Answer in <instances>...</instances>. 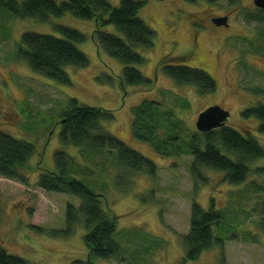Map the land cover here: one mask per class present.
<instances>
[{
	"label": "rangeland",
	"instance_id": "374dc122",
	"mask_svg": "<svg viewBox=\"0 0 264 264\" xmlns=\"http://www.w3.org/2000/svg\"><path fill=\"white\" fill-rule=\"evenodd\" d=\"M135 1L144 2L138 17L155 34L152 48L137 49L144 64L135 68L151 81L146 88L120 86L123 66L97 47L92 38L94 21L64 14L41 23L15 19L0 11V132L31 143L35 149L27 169L20 171L28 177L26 185L0 178V247L32 264H71L85 259L82 216L69 236L50 235L64 230L65 207H77L79 199L36 187L42 173L56 169L54 154L61 151L72 161L73 176L103 195L106 206L117 216L114 240L121 251L97 264L222 263L216 248L203 252L195 261H183L181 236L189 231L191 205L195 202L208 210L211 200L227 222L225 229L215 230L223 239L222 264H264V233L259 229L264 193L254 189L264 185V172H257L264 169V157L249 164L248 177L240 185L228 184L222 173L208 170H200L206 179L195 182L189 171L190 155L159 156L130 133L132 110L144 100L161 103L163 111H172L182 121L178 132L181 144L197 132L198 114L219 106L229 112L225 125L240 134L256 136L264 145V134L256 132L257 120L240 117L242 110L264 104V22L249 19L255 15L253 0ZM108 2L112 7L119 5V0ZM225 13L230 15L229 29L207 24L213 15ZM56 25L84 36L76 46L88 65L65 67L68 85L33 73L15 57L24 32L59 37ZM101 30L121 36L111 25ZM165 56L175 58H166L167 62L206 73L215 82L214 92L199 94L195 87L174 83L162 73L160 64ZM255 89L261 95H255ZM72 99L80 106L110 111L114 120L103 122V131L150 159L156 166V178L118 168L111 153L84 154L63 145L56 123ZM167 133L161 130L159 135ZM28 168L32 169L29 173ZM33 227L42 228L44 234ZM249 234H258L257 243L247 240Z\"/></svg>",
	"mask_w": 264,
	"mask_h": 264
},
{
	"label": "trees",
	"instance_id": "16d2710c",
	"mask_svg": "<svg viewBox=\"0 0 264 264\" xmlns=\"http://www.w3.org/2000/svg\"><path fill=\"white\" fill-rule=\"evenodd\" d=\"M143 5V1L135 0H119L117 7H112L108 0H62L59 3L55 0H0V11L15 19H32L41 23L47 22L50 17H60L64 14L94 21L92 38L97 47L123 66L119 76L120 86L146 88L151 85V81L135 68L144 64V59L137 53V49L152 48L155 34L138 17ZM249 19L264 22V10L255 9V15H249ZM109 25L121 36L101 30ZM54 29L59 33V37L24 32L17 45L15 57L25 62L33 73L68 85L70 80L64 68H85L88 65V59L76 46L84 41V36L64 26L56 25ZM262 55L264 56V52ZM166 58H163L160 67L162 73L174 83L195 87L199 94L214 92L215 82L206 73L176 65L173 61L167 62V59L175 61V58ZM252 91L255 95H261L256 89ZM161 106L159 102L147 100L137 105L132 110L131 136L137 141L149 144L152 151L162 157L190 155L192 160L189 171L195 182L206 179L200 170H208L222 173L223 180L228 184L240 185L248 177L249 164L264 157V145L258 143L256 136L240 134L227 125L204 133L194 132L188 141L181 144L183 138L178 132L182 121L172 111H163ZM240 117L256 119V132L264 134V104L242 110ZM172 118L176 121L173 122ZM113 120L110 111L80 106L72 99L67 109L60 113L56 123L60 130L59 140L63 145L84 151V154H112V161L118 168L129 172H142L154 180L157 170L150 159L103 131L102 123ZM161 130L168 133L160 136ZM34 154L35 149L31 143L16 140L0 132V178L26 185L28 177L21 172L27 169V163ZM54 161L56 169L42 173L36 187L45 192L72 195L79 199V205H66L64 230L52 231L50 235L69 236L72 234L73 225L82 216L86 257L84 260H73L71 264H97L98 261H107L119 255L121 248L114 240L117 216L108 209L103 195L93 192L73 176L70 169L72 161L65 153L55 152ZM31 170L28 168L27 173ZM257 172H264V169L258 168ZM254 189L264 193L262 184ZM261 206L263 209L260 208L259 229L263 234L264 202ZM226 226L227 222L222 212L215 209L213 200L208 210L193 202L189 214V231L181 236L183 261H195L203 252L216 248L220 251V261L223 263V239L216 236L215 230H223ZM32 230L44 234L42 228L33 227ZM249 235L246 236L247 240L257 243L258 234ZM0 264L32 263L9 255L0 247Z\"/></svg>",
	"mask_w": 264,
	"mask_h": 264
},
{
	"label": "water",
	"instance_id": "95a60500",
	"mask_svg": "<svg viewBox=\"0 0 264 264\" xmlns=\"http://www.w3.org/2000/svg\"><path fill=\"white\" fill-rule=\"evenodd\" d=\"M154 1H164V0H154ZM253 5L255 8L264 10V0H253ZM213 24L216 26L226 25L225 17H218L212 20ZM229 117V112L222 109L219 106L210 107L198 114L195 128L198 132L204 133L219 127H222L225 121Z\"/></svg>",
	"mask_w": 264,
	"mask_h": 264
},
{
	"label": "flooded vegetation",
	"instance_id": "af4514ba",
	"mask_svg": "<svg viewBox=\"0 0 264 264\" xmlns=\"http://www.w3.org/2000/svg\"><path fill=\"white\" fill-rule=\"evenodd\" d=\"M218 17H225L226 18V25H221V26H216L213 24L212 20L215 19V18H218ZM230 19V15L229 13H225V14H222V15H213L212 17H210L208 20H207V24H211V28H217V29H220V28H223V29H229V21ZM226 124V121L224 123V125Z\"/></svg>",
	"mask_w": 264,
	"mask_h": 264
}]
</instances>
